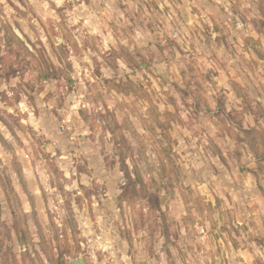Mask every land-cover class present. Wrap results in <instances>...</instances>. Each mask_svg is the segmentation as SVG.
Masks as SVG:
<instances>
[{"label": "rangeland", "instance_id": "374dc122", "mask_svg": "<svg viewBox=\"0 0 264 264\" xmlns=\"http://www.w3.org/2000/svg\"><path fill=\"white\" fill-rule=\"evenodd\" d=\"M4 1L0 64L1 54L10 56L11 63L0 70V196L8 198L0 200V264H118L103 247L106 238L116 236L99 234L100 243L104 240L98 243L97 226L126 228L122 240L138 243L142 257L135 261L134 252L127 262L264 264V210L253 202L259 190L264 193V174L253 189L220 199L219 193L228 194L225 177L249 172L240 150L227 152L243 140L229 134L220 114L217 121L210 118L213 76L195 66L193 40L180 41L194 31L179 16L178 0ZM178 46L187 52L168 59ZM15 78L18 93L9 95ZM58 82L61 90L50 96L57 105L72 102L51 111L58 119L50 121L56 137L74 143L84 136L99 152L65 159V149L53 152L46 135L37 136L30 122L18 118L23 108L18 100L32 103L45 86ZM211 123L219 138L211 137ZM247 138L244 143L259 142ZM249 152L258 160L253 147ZM26 161L45 166V178L58 190L53 191L58 196L46 193L50 200L42 223L16 213L13 184L24 177L19 166ZM98 163L116 165L122 173L126 195L118 216L114 206L101 202V210L113 207V215L96 217L92 204L103 194L99 185L83 187L81 196L72 187L73 180L99 179L93 168ZM59 164L69 168L63 171ZM236 164L238 172L233 171ZM194 176L203 185L199 197V187L189 184ZM211 179V185L205 181ZM84 210L89 212L85 217ZM246 213L250 217L243 223ZM36 224L48 232L17 233L21 226ZM34 238L41 250L32 247ZM129 246L130 257L134 250Z\"/></svg>", "mask_w": 264, "mask_h": 264}, {"label": "crops", "instance_id": "0c3cea01", "mask_svg": "<svg viewBox=\"0 0 264 264\" xmlns=\"http://www.w3.org/2000/svg\"><path fill=\"white\" fill-rule=\"evenodd\" d=\"M3 2L7 3L4 0ZM169 5L171 6V4ZM177 8L182 21L194 31L192 37L182 36L180 41L184 44H189L188 38L193 40L195 66L198 65L202 72L206 71V73L213 76V81L209 84V95L212 97V100H209V109L211 111L210 118L212 117L214 121H217L219 118L218 114H220L228 125L229 134L236 138L240 137V139L243 140L241 146H239L240 144L233 143L231 149H228L227 152L230 154L232 149L240 150L242 152L241 155L245 156V158L242 159L243 165L249 172L241 174L238 172L239 164L234 165L233 171L238 173L234 175V178L230 176L225 177L227 180H224L223 183L228 188L226 190L228 194L223 192L218 195L220 199H224V197H231L235 194L238 195L241 191L247 192L253 189L257 180L264 177H262V174H264V0H178ZM18 38L23 39V37ZM183 51L185 50L178 46L177 52H170L168 59L174 58L176 54V57H181ZM1 55L4 61L0 64V70L2 67L4 68L6 62L11 63L9 60L10 56L6 54ZM19 65L20 63L17 64L20 68ZM182 67L181 65L180 68L182 69ZM178 73L181 72L178 71ZM18 84L19 81H17V78L12 80L8 85L10 89H7V93L9 95H11L12 92L18 93L14 91ZM62 85V83L58 82L53 85L45 86L43 88L45 92L43 91L39 99L36 98L32 102L33 104H27L24 100L22 101V99L21 101L18 100L19 107H23L19 111L18 118H21L23 123L27 121L30 122L37 136H41L42 134L44 136L46 135L49 139L48 142L52 141L48 147H50L53 152L65 149L66 151L63 153L65 159H67V156L70 154H82L87 157L88 153L99 152V149L96 151L97 148L95 149L93 147L91 140L84 136H80L74 143L69 142L67 137H56V127L52 125L54 122L51 123L50 121H57L58 119L55 117V114H51V111L53 113V109H55L56 106L60 108L65 106L67 108L72 102V98H70L61 102V104L64 105H57L56 100L50 96L52 91L57 92L59 89L61 90ZM67 112L68 111H66V113ZM211 128L213 131L211 132V137L219 138V130L215 129L212 123ZM252 137L258 138L259 142L253 144L249 140L248 143H244L245 138L251 139ZM249 147L254 148L255 152L258 154V160H256V156L254 159L250 156ZM92 150L94 152H92ZM85 151H88L87 154ZM42 166L39 165L38 162L34 164L27 161L22 163L21 166H19V171L24 173V177L20 178L17 184H13L16 191V213L24 219L27 218L30 220L32 217L35 223H37V220H41L42 223V220L47 217V203L50 197L47 196L46 193L51 192L48 195L56 196L57 194H53V191H58L56 190L57 187L55 188L54 181L50 178H45L43 169H46L45 166ZM59 166L63 168L61 169L63 171L69 168L68 165L59 164ZM9 168L10 166H8V170ZM93 168L99 173V179L95 180L92 178L91 180L93 182L88 181V178L81 182H79V180H73L71 181L74 182L72 185L73 189L81 196L83 194L81 191L83 187L91 188L99 185L102 188L101 191L103 194L97 196L98 198L95 200V204H92L94 207L97 206V211H93L97 212L96 217L99 219V217L103 215L110 218L113 215V211H115L114 215H120L122 211L121 204H123L121 196H123V187L125 186L120 169L116 165H114V168H107L106 164L99 163ZM200 181L199 177L196 176L189 179V184L191 186L194 188H196V186L199 187V192H195L196 197L201 195L200 189L203 185ZM205 181L210 185L212 183V179ZM261 182L262 187H264V178ZM66 189L65 187L64 190ZM239 189H241V191H238ZM234 190H237V193H235ZM258 192L257 197L253 198V202L260 203V206L264 210V193L262 190ZM208 197L210 198L211 196L208 195ZM7 199L8 198L4 196H0L1 202L5 200L8 202ZM81 201L86 202L87 200L82 198ZM101 202L109 206H114L115 210L110 211V208L113 207H108V211L106 209L101 210ZM87 211L88 210H84V212H82L84 214L83 217L88 215L89 212ZM1 213H8V211H3ZM259 213L260 212L257 214ZM246 214V217H244L245 219L243 217L241 218L243 223L247 222V219L250 217L249 213ZM37 226V224L35 228H26V225L22 228L21 226V228H18L17 233L36 236L37 233H40L39 231L48 232L45 226H43L42 229ZM125 230L126 228L120 227L108 228L97 226L95 231L98 237L96 238L99 239L98 243H100L99 234L105 237L111 234L116 236V239L106 238V244L103 245V247L105 249L108 248L109 257L111 259L115 258L113 261L117 262V259L120 260V262H117L118 264H151L147 259H143L145 262H143V260H141V262H127L128 259L131 260L135 258V254H137L135 261H138L142 257L140 258L139 251L137 252V247H139L138 243H130L122 240L121 236ZM181 233L183 234V232ZM198 235L202 237L200 233ZM103 240L104 238L101 239L100 244H102ZM33 241L32 247L34 246L36 250H41L40 245L38 246L39 240L37 241L34 238ZM20 242L23 246L25 245V240H21ZM177 244L179 247L181 245L180 241H177ZM127 245H130L129 248L131 251L134 250L130 257L128 255ZM111 246L117 247L116 250H111ZM124 252L128 257L124 256ZM108 263V261L101 262V264ZM71 264H75V262H71ZM84 264L88 263L84 262Z\"/></svg>", "mask_w": 264, "mask_h": 264}, {"label": "water", "instance_id": "95a60500", "mask_svg": "<svg viewBox=\"0 0 264 264\" xmlns=\"http://www.w3.org/2000/svg\"><path fill=\"white\" fill-rule=\"evenodd\" d=\"M75 264H84L83 261L75 262Z\"/></svg>", "mask_w": 264, "mask_h": 264}, {"label": "trees", "instance_id": "16d2710c", "mask_svg": "<svg viewBox=\"0 0 264 264\" xmlns=\"http://www.w3.org/2000/svg\"><path fill=\"white\" fill-rule=\"evenodd\" d=\"M125 189V188H124ZM125 190H124V192H123V196H121V198L123 199L124 197H125Z\"/></svg>", "mask_w": 264, "mask_h": 264}]
</instances>
